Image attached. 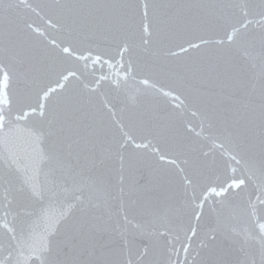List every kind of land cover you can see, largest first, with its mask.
I'll return each mask as SVG.
<instances>
[{"label": "snow or ice", "instance_id": "snow-or-ice-1", "mask_svg": "<svg viewBox=\"0 0 264 264\" xmlns=\"http://www.w3.org/2000/svg\"><path fill=\"white\" fill-rule=\"evenodd\" d=\"M0 264H264V0H0Z\"/></svg>", "mask_w": 264, "mask_h": 264}]
</instances>
